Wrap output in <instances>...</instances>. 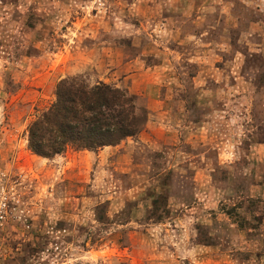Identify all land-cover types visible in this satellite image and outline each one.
<instances>
[{
  "label": "rangeland",
  "instance_id": "rangeland-1",
  "mask_svg": "<svg viewBox=\"0 0 264 264\" xmlns=\"http://www.w3.org/2000/svg\"><path fill=\"white\" fill-rule=\"evenodd\" d=\"M123 89L138 133L40 158L56 83ZM0 264H264V0H0Z\"/></svg>",
  "mask_w": 264,
  "mask_h": 264
},
{
  "label": "trees",
  "instance_id": "trees-1",
  "mask_svg": "<svg viewBox=\"0 0 264 264\" xmlns=\"http://www.w3.org/2000/svg\"><path fill=\"white\" fill-rule=\"evenodd\" d=\"M142 110L123 89L86 77L59 80L54 101L26 129L28 150L44 159L66 151H90L119 145L135 136Z\"/></svg>",
  "mask_w": 264,
  "mask_h": 264
},
{
  "label": "built area",
  "instance_id": "built-area-1",
  "mask_svg": "<svg viewBox=\"0 0 264 264\" xmlns=\"http://www.w3.org/2000/svg\"><path fill=\"white\" fill-rule=\"evenodd\" d=\"M3 198H5V199H3V202H1L0 201V219L2 218V216H1V214H2V212H3V210H4V206H6V197H3Z\"/></svg>",
  "mask_w": 264,
  "mask_h": 264
}]
</instances>
